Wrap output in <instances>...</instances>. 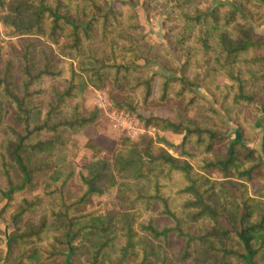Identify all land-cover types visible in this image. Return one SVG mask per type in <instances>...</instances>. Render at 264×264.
<instances>
[{
  "label": "trees",
  "instance_id": "trees-1",
  "mask_svg": "<svg viewBox=\"0 0 264 264\" xmlns=\"http://www.w3.org/2000/svg\"><path fill=\"white\" fill-rule=\"evenodd\" d=\"M120 5L0 0V23L15 39L7 58L0 46V215L13 209V230L0 235V264H264V199L249 193L264 180V126L260 149L251 127L264 114V36L254 31L264 25V0ZM139 5L145 13L169 8L170 49L142 32ZM87 87L121 94L115 105L132 112L138 101L180 109L173 118L138 116L156 128V141L121 138L109 157L89 142L91 160L76 171L54 156L67 146L65 134L98 118V109L83 107ZM194 107L205 122L185 115ZM38 177L41 193L15 206L16 195L37 189ZM75 177L80 185L71 191ZM111 187L119 228L112 213L86 208Z\"/></svg>",
  "mask_w": 264,
  "mask_h": 264
},
{
  "label": "rangeland",
  "instance_id": "rangeland-1",
  "mask_svg": "<svg viewBox=\"0 0 264 264\" xmlns=\"http://www.w3.org/2000/svg\"><path fill=\"white\" fill-rule=\"evenodd\" d=\"M113 7H120L121 1L126 0H106ZM231 0H206L208 6L215 7L220 3L228 4ZM168 7L157 6L151 9L148 13H145L142 6L139 5L135 7V11L138 16L139 23L142 28V32L155 44L166 46L170 49L168 41L164 37V26L163 21L167 16ZM254 31L257 35L264 36V25L259 27H254ZM8 42H15V39H11L6 36L5 28L0 23V46L3 47V57H8ZM153 71L157 70V67L152 66ZM41 86H48V81L43 80L39 83ZM199 92L206 96L208 99L210 97L206 94L203 89ZM154 95H157V91H154ZM121 94H112L109 89L99 90L93 87H87L82 95V104L85 110L92 111L94 108L99 110V115L97 120L89 127L82 131H78L72 134H65L64 138L67 141V146L62 149L54 157L55 163L62 165H73L77 170L82 169L88 165L91 160L93 150L91 151L89 147L90 144L96 143L98 145L100 156L109 157L112 150L116 148L117 143L121 138L127 137L138 143L139 145L150 136L154 141H156V128H146L144 123L139 119L138 116L143 118L150 117H160V118H173L175 116V110L180 109L179 104L175 102H169L166 105H159L156 102H151L148 105L138 101L136 104V112L130 111L128 108H118L113 99L119 100ZM46 96L43 98L45 99ZM132 102L135 103V95H131ZM214 107L221 113L219 104H214ZM189 118L197 122H205L207 119L200 114L199 109L194 107L188 110L185 114ZM12 112L9 110L6 115V120L11 121ZM232 128H235L230 123ZM264 126V114L258 113L257 118L251 123V127L257 139L253 141L252 146L260 149L261 148V138H262V127ZM169 142L178 143L180 141V136L174 135L170 132L161 133ZM233 137V134H231ZM2 136H0V143ZM157 146H161L166 149L173 156H178L179 153L169 148L164 143L156 142ZM94 145V144H93ZM95 150V149H94ZM211 178L217 179L220 176L216 173L210 174ZM38 187L35 191L25 192L23 194H18L14 197V205L17 206L20 201L25 199H30L34 195L40 194L43 187V178L38 177ZM71 191H76L79 187V182L74 178L72 182ZM115 187H111L109 191L102 196L94 197L86 206L87 209L100 210L101 212H110L115 216L116 226L120 227V217L118 216V208L114 203ZM250 195H259L264 199V180L250 184L249 185ZM6 201L0 203V209L5 205ZM13 210V209H12ZM11 209H7L0 215V235L4 240L6 235H8L12 230V225L9 224L8 218ZM0 248L5 251V242L0 244ZM178 248L168 249L167 253L170 260H174L176 256L179 255Z\"/></svg>",
  "mask_w": 264,
  "mask_h": 264
}]
</instances>
